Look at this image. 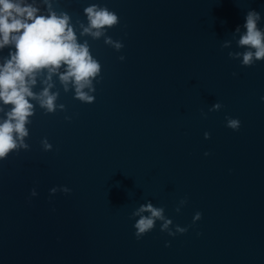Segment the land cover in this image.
<instances>
[{
  "label": "water",
  "instance_id": "water-1",
  "mask_svg": "<svg viewBox=\"0 0 264 264\" xmlns=\"http://www.w3.org/2000/svg\"><path fill=\"white\" fill-rule=\"evenodd\" d=\"M49 3L101 70L91 103L53 74L57 107L34 101L28 147L0 161V264H264V61L235 55L247 11L264 30V0ZM89 4L118 17L99 37L80 35ZM149 202L188 231L169 236L155 220L137 240L132 213Z\"/></svg>",
  "mask_w": 264,
  "mask_h": 264
},
{
  "label": "clouds",
  "instance_id": "clouds-1",
  "mask_svg": "<svg viewBox=\"0 0 264 264\" xmlns=\"http://www.w3.org/2000/svg\"><path fill=\"white\" fill-rule=\"evenodd\" d=\"M83 14L88 23L87 26L81 25L80 35L90 33L93 37H99L105 28L118 22L116 13L97 4L84 7ZM259 20L260 14L255 10H249L243 16L244 31L237 43L246 47L242 53L235 55L242 57L240 63L245 67L264 61V30L257 27ZM240 28L241 24H237L234 31H240ZM105 42L111 41L106 38ZM115 46L120 48L122 44L116 43ZM6 47L7 54L0 61V161L7 159L18 148L28 147L24 138L29 135L26 125L34 114V101L48 112H53L57 107L54 104L57 93L49 91L53 87V74L58 77L65 91L71 84L76 98L91 103L95 99L94 95H89L94 91L92 81L101 70L98 61L91 56L87 42L77 41L69 14L54 11L49 0H40V3L37 0H0V50ZM119 59L123 61L125 57L120 56ZM40 76L43 78L39 83L43 87L36 92L34 86ZM85 88L87 92L83 91ZM260 100L264 101V96ZM220 107L221 104L216 102L208 111ZM225 120L226 127L233 131L239 129L238 118L226 116ZM209 135L207 131L204 132L205 139ZM44 147L49 148L50 145L44 143ZM204 155L209 153L206 151ZM57 188L53 186L48 190L50 196L57 192ZM59 191L67 194L71 189L61 185ZM37 195L35 187L30 189L29 197ZM180 202L184 205L186 198ZM180 209L177 207L175 211L179 212ZM145 212L148 215H144ZM132 215L138 217L132 225L137 240L154 228L155 220L163 221L160 231L169 236L188 231V226L173 224L172 219L164 215L163 207H154L150 202L141 204ZM200 219L201 212L196 211L192 216V224ZM196 234L200 235L199 232ZM167 246L169 242L165 241Z\"/></svg>",
  "mask_w": 264,
  "mask_h": 264
}]
</instances>
